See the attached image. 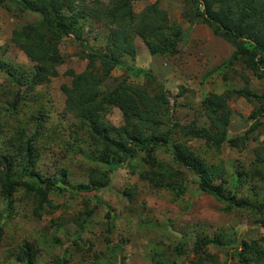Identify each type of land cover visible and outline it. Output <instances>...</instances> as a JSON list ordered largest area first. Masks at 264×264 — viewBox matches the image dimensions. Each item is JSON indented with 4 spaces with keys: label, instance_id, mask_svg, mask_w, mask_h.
<instances>
[{
    "label": "rangeland",
    "instance_id": "374dc122",
    "mask_svg": "<svg viewBox=\"0 0 264 264\" xmlns=\"http://www.w3.org/2000/svg\"><path fill=\"white\" fill-rule=\"evenodd\" d=\"M152 1H134L132 11L138 12ZM155 1L166 11L168 21L184 32L178 51L171 56L149 55L135 37V58L126 57L122 66L114 68L103 80L105 87L120 80L138 84L149 93L161 87L169 99L172 121L195 120L199 124H205L200 109L202 98L209 92L241 87L242 73L254 92L261 90L264 81L242 65L245 49L231 66L207 75L234 48L205 24L195 19L190 22L187 16L192 0ZM38 18L37 14L15 7L0 6L2 66L29 71L32 63L10 41V32ZM105 32V26L97 21L90 19L84 23L83 37L94 47L102 44ZM96 35L97 39H92ZM58 47L64 62L56 67L57 74L47 83L23 90L13 109L9 107L19 92L17 78L0 70V159L14 154L20 161L16 148L29 133L35 132L34 169L50 178L59 179L63 174L64 182L69 183L67 190L48 194L52 207L45 206L39 216L33 213L35 203L24 192L17 191L8 208L0 195V264H19L16 255L26 242L36 249L34 264H196L197 257L203 254L192 252L195 237L219 239L222 243L205 247L209 258L202 264H240L231 251L241 240H254L260 245L256 253L248 255L254 259L252 264H264V227L259 224L260 218L244 209L222 211V204L200 191L189 173H184L186 190L180 196L148 185L141 176L147 170L146 161L170 162L161 149L151 154L153 158L139 152L133 160L114 169L109 174V184L100 190L74 188L87 181L91 167L108 166L81 157L90 153L92 147L78 120L65 110L60 89L61 84L69 82L66 70H83L86 55L79 52L80 45L70 37H63ZM228 106V137L244 135L242 145L232 147L224 143L214 150L205 147L201 140L188 143L208 162L223 165L224 174L216 183L221 182L229 193L257 204L264 197V180L259 177V172L264 175V115L253 127L249 115L256 106L254 102L232 96ZM121 113L122 108L115 105H104L101 110L102 119L112 125L122 123ZM35 120L40 124L36 126ZM181 240L184 242L179 244Z\"/></svg>",
    "mask_w": 264,
    "mask_h": 264
},
{
    "label": "trees",
    "instance_id": "16d2710c",
    "mask_svg": "<svg viewBox=\"0 0 264 264\" xmlns=\"http://www.w3.org/2000/svg\"><path fill=\"white\" fill-rule=\"evenodd\" d=\"M134 1L138 0H0V6L39 15L37 20L24 23L10 32V41L32 64L29 71H15L11 66L7 69L0 64L1 71L10 78H17L19 92L9 109L14 108L23 90L47 83L57 74L56 67L64 62L58 52V44L63 37H70L80 45L79 52L86 55V63L79 72L66 70L69 82L60 85L64 107L78 120L85 140L92 147L90 153H83L81 157L96 165L108 166V169L91 167L87 181L75 185L76 190H100L109 184V174L114 169L133 160L139 152L153 158L151 154L161 149L168 154L171 163L149 159L146 161L147 170L141 173L151 188L165 189L180 196L186 190L184 173H189L200 191L222 204V211L247 210L260 218L259 224L264 227V197L254 204L247 197L229 193L221 182H215L224 174L223 165L208 162L188 143L192 139L201 140L205 147L214 150H219L224 143L232 147L242 145L246 139L244 135L228 137V100L239 96L256 104L249 115L254 127L264 115V85L259 92H254L242 73L241 87L207 93L200 101L205 124L195 120L187 123L172 121L169 99L161 87L149 93L140 85L123 80L105 87L103 80L114 68L122 66L126 57L130 60L135 58V37L141 40L149 55L162 56L174 55L183 39L181 27L168 21L166 11L155 0L138 12L132 11ZM187 17L190 22L195 19L205 24L214 35L234 48L207 75L221 67L231 66L245 49L243 67L264 81V0H192ZM90 19L106 28L101 36L102 44L96 47L83 37L84 23ZM97 37L92 36V39ZM104 105L122 108L120 125H112L102 119ZM39 124L35 120V125ZM35 136V132L29 133L16 148L20 161L17 162L14 154L0 159V195L8 208L14 194L19 190L24 192L35 203L33 213L39 216L45 206L52 207L48 194L67 190L69 183L64 182L63 174L59 179L50 178L34 169ZM259 177L264 180L260 172ZM1 233L0 226V236ZM183 242L181 240L179 244ZM209 244L222 245L219 239L195 237L192 252L203 254L197 257L196 264H202L209 258L205 248ZM259 246L254 240L237 241L231 254L238 258L240 264H252L254 259L249 255L252 251L256 253ZM35 252V247L26 242L20 247L16 259L19 264H34Z\"/></svg>",
    "mask_w": 264,
    "mask_h": 264
}]
</instances>
